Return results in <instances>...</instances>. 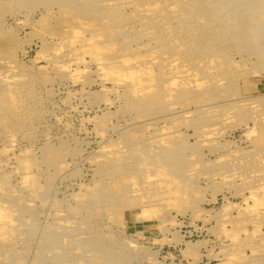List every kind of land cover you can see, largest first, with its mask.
Listing matches in <instances>:
<instances>
[{"label": "rangeland", "instance_id": "1", "mask_svg": "<svg viewBox=\"0 0 264 264\" xmlns=\"http://www.w3.org/2000/svg\"><path fill=\"white\" fill-rule=\"evenodd\" d=\"M72 1L0 0V264H264V0Z\"/></svg>", "mask_w": 264, "mask_h": 264}, {"label": "bare ground", "instance_id": "2", "mask_svg": "<svg viewBox=\"0 0 264 264\" xmlns=\"http://www.w3.org/2000/svg\"><path fill=\"white\" fill-rule=\"evenodd\" d=\"M71 2H73V1L71 0ZM69 4H70V3H69ZM74 4H76V3L73 2V5H74ZM69 7H70V6H69ZM70 8H71V7H70ZM71 9H72V8H71ZM169 62H170V61H169ZM171 63H172V62H171ZM172 64H173V63H172ZM172 64H171V65H172ZM169 65H170V64H169ZM171 65H170V67H171ZM175 72H176V71H175ZM170 73H171V72H170ZM177 73H178V72H177ZM175 78H176V77H175ZM168 80H169V79H168ZM174 80H175V79H174ZM172 81H173V80H172ZM1 96H2V95H1ZM5 101H6V100H5ZM15 108H16V107H15ZM4 109H5V108H4ZM10 111H11V110H10ZM13 111H14V110H13ZM0 113H1V112H0ZM4 114H5V113H4ZM6 114H7V113H6ZM8 114H9V113H8ZM2 115H3V114H2ZM4 116H5V115H4ZM3 118H4V117H3ZM19 123H20V122H19ZM208 132H209V131H208ZM208 132H207V133H208Z\"/></svg>", "mask_w": 264, "mask_h": 264}]
</instances>
